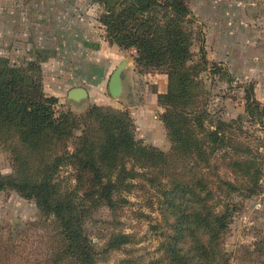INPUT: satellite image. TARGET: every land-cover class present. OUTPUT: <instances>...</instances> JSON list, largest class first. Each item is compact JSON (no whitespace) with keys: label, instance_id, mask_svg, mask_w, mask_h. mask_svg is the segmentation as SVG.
<instances>
[{"label":"rangeland","instance_id":"1","mask_svg":"<svg viewBox=\"0 0 264 264\" xmlns=\"http://www.w3.org/2000/svg\"><path fill=\"white\" fill-rule=\"evenodd\" d=\"M188 2V28L194 38L191 63L200 68L202 102L216 119L229 122L242 116V137L246 142L259 143L261 152L256 162L261 174L253 193L241 189L226 196L217 187V169L204 170L215 181L209 184L216 198L214 205L212 200L208 201V212L213 205L216 215H228V226L220 238L224 256L219 258V264H264V0ZM102 10L96 0H0V57L29 68V61L38 62V69L34 67L30 72L40 78L47 95L58 98L53 105L56 117L68 111L81 115L94 105L127 112L136 140L171 152L172 142L161 118L164 107L156 93L160 86L168 88L165 72L132 63L123 71L122 95L114 97L109 83L103 75L99 76L96 62H92L101 53L83 45L86 41L98 42L106 35L100 22ZM216 26L222 28L223 43L231 51L228 60L210 58V41L216 40L212 33ZM22 32L25 38L19 41ZM36 43L43 54L31 58ZM123 50L127 59L136 54L132 48ZM94 80L106 82L102 87H94L90 84ZM74 87L86 88L88 96L80 101L71 99L69 92ZM252 99L259 104L257 110ZM144 109H148L146 113ZM79 134L80 130L74 131V135ZM255 137L260 140L256 142ZM76 141L75 137L68 141L70 150ZM212 162L222 177L238 185L244 181L245 177L238 176L221 152ZM14 170L11 147L1 145L0 178ZM73 172L69 166L60 168V179L68 186L67 176ZM188 174L191 175L185 173V177H190ZM148 175L136 167L128 190L120 194L113 191L112 204L86 197L88 184L80 190L87 210L82 227L93 254L90 264H180L177 243L185 247L183 231L178 233V227L173 226L178 211L168 210L169 194L166 197L164 193L173 189V178L162 179L166 185L160 186L150 184ZM54 227L52 217L42 212L36 199L25 197L13 187L0 189V264H45L51 254ZM122 234L127 240L120 237ZM174 235L176 239L172 240ZM57 257L54 254L50 262ZM62 259L67 263L66 255Z\"/></svg>","mask_w":264,"mask_h":264},{"label":"trees","instance_id":"2","mask_svg":"<svg viewBox=\"0 0 264 264\" xmlns=\"http://www.w3.org/2000/svg\"><path fill=\"white\" fill-rule=\"evenodd\" d=\"M96 1L103 8L100 22L106 40L122 50L135 49L137 67L150 66L167 75V91L156 93L164 107L161 118L172 142L171 152L136 140L127 112L94 105L81 115L68 111L56 117L53 105L58 98L47 95L40 78L30 72L38 69V62L29 61V68L0 57V146L11 147L15 169L0 178V189L13 187L36 199L42 212L52 217L55 244L45 264H90L93 254L82 227L87 211L82 187L89 186L86 197L112 204L113 191L128 190L136 167L150 174L147 180L152 185L165 186L162 179L173 178V189L164 193L169 194L168 210L178 211L173 226L178 233L183 231L185 247L177 243L180 264H219L224 256L220 238L228 226V215H216V195L209 187L215 181L204 170L214 167L218 171L212 161L221 152L238 176L245 178L238 185L215 171L219 190L226 196L241 189L253 193L261 174L256 165L259 143L242 137V116L229 122L216 119L202 102L200 68L191 63L194 38L188 28V0ZM202 60L208 64L207 58ZM258 105L252 99L254 109ZM77 130L80 134L74 135ZM73 136L77 141L70 150L68 141ZM62 166L74 170L67 176L69 186L60 179ZM189 172L190 177H185ZM209 200L213 204L210 212ZM54 254L58 257L50 262ZM64 255L67 263H63Z\"/></svg>","mask_w":264,"mask_h":264},{"label":"crops","instance_id":"3","mask_svg":"<svg viewBox=\"0 0 264 264\" xmlns=\"http://www.w3.org/2000/svg\"><path fill=\"white\" fill-rule=\"evenodd\" d=\"M212 33L215 34L214 37L216 40L211 39V41H210V58L228 60L229 56L231 55V51L229 49V46L227 44L223 43L222 28L219 29L216 26L213 29ZM24 35H25V33L22 32V34H20L18 36L17 40H19V41L21 39L24 40V38H25ZM32 37H33V35H32ZM35 37L36 36H34V39H35ZM102 37L103 38H101V40L98 42L90 43V42L86 41L85 43L83 42V45L87 49H89V48L96 49L95 51L98 54L101 53L100 56H98V55L96 56L97 58H93L94 60L92 62H96L95 64L100 69L101 74L99 76L103 75V77H104L103 79H106L107 83H109V79H110L112 72L122 61L127 59L126 58L127 55H125L126 51L122 50L118 45L109 44L108 41L106 40L105 34H103ZM217 39L219 40V42H217ZM22 47H24V46H22ZM18 50H19V48H18ZM32 50L33 51H31V53H30L31 58H35V57L37 58V55H39L40 52L42 51V50H40V48H38V43L35 44V47H33ZM242 58L245 60H248V58H246V57H242ZM130 59H129L128 66H130L132 63L135 64L134 57L131 56ZM92 76H94V75H92ZM106 81L104 80V82H101V81L96 82L94 80V82H92L90 84H92L94 87H102V85ZM166 90H167V88L165 86H160L158 89V93H164V92H166ZM261 100H264V99L261 98ZM96 101L98 103V100L95 99L94 102H96ZM146 108H149V106H147ZM147 110L148 109H144L143 111L146 113Z\"/></svg>","mask_w":264,"mask_h":264},{"label":"water","instance_id":"4","mask_svg":"<svg viewBox=\"0 0 264 264\" xmlns=\"http://www.w3.org/2000/svg\"><path fill=\"white\" fill-rule=\"evenodd\" d=\"M129 59H125L122 61L117 68L111 74L109 80V90L112 96L118 97L122 95L124 89V80H123V71L128 66ZM88 96V91L84 87H74L69 92V97L71 99L80 101L82 98H86Z\"/></svg>","mask_w":264,"mask_h":264}]
</instances>
